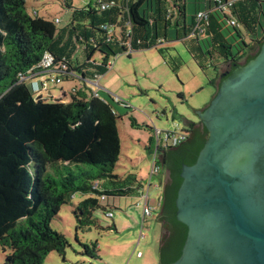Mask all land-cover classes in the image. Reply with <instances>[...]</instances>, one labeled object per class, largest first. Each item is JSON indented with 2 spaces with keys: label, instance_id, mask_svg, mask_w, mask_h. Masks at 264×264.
<instances>
[{
  "label": "trees",
  "instance_id": "1",
  "mask_svg": "<svg viewBox=\"0 0 264 264\" xmlns=\"http://www.w3.org/2000/svg\"><path fill=\"white\" fill-rule=\"evenodd\" d=\"M67 1V0H65ZM229 0H194V12H187V0H94L84 8H73L65 28L54 20L31 15L26 0H0V246L5 253L3 264H43L48 254L65 255L67 238L51 227L61 208L77 196L74 207L76 240L84 254L96 258L97 246L83 244L79 232L97 225L96 211L115 209L103 204L102 196L142 198L150 190L135 175L121 179L114 169L121 154L117 126L118 115L112 105L94 97L84 88L75 89L69 102L49 101L33 88V81L21 80L38 72L45 54L54 57V66L65 65L62 80L73 72L87 80L108 72L111 58L129 51H145L169 44L166 30L175 27L178 39L193 60L205 71L218 70L229 63L235 69L253 60L264 43V0L234 2L225 13L220 7ZM113 2V3H112ZM66 3V2H65ZM102 4L108 5L102 9ZM205 13V34L196 29V18ZM231 20L236 25L231 24ZM180 21L182 22L180 24ZM160 25L164 31H160ZM114 38L108 41V31ZM182 26V32L178 28ZM246 33L255 39L246 41ZM163 41V42H162ZM164 50L158 49L165 59ZM81 51L85 61L73 58ZM99 55L100 61L95 57ZM130 55V54H129ZM221 59L222 63H217ZM244 60L243 64L241 61ZM180 66L174 62L173 71ZM219 86L217 87L218 90ZM187 140L173 149H160L157 165L170 172L171 188L166 189L168 221L179 229L171 252L160 248V264L177 261L187 239L188 228L178 221L176 199L183 182L184 165L192 166L208 138L191 141L195 122L184 129ZM109 181L113 188H106ZM161 203V202H160Z\"/></svg>",
  "mask_w": 264,
  "mask_h": 264
},
{
  "label": "rangeland",
  "instance_id": "2",
  "mask_svg": "<svg viewBox=\"0 0 264 264\" xmlns=\"http://www.w3.org/2000/svg\"><path fill=\"white\" fill-rule=\"evenodd\" d=\"M93 1L27 0V10L31 15L37 11L39 17L45 19L57 18L61 22L57 24L58 28H65L72 15V9L67 8V5L84 8ZM188 3L192 8L189 14L192 15L194 0ZM252 39L255 37L246 33V41L251 42ZM168 45L171 46L170 50L163 51L165 59L161 58L156 49L121 53L111 58L112 69L109 68L99 78L100 96L110 102L118 115L121 154L114 174L121 179H126L129 174L135 175L140 182H146L145 186L149 183L155 162V131H174L175 124L180 130L187 129V122H197L196 111L207 106L217 92L214 86L217 81L214 68L209 67L203 71L185 45L176 41L175 36L169 37ZM76 58L84 62L86 57L81 52L73 58L74 65H77ZM95 59L100 61L99 55ZM174 62L180 66L176 72L172 70ZM229 65L224 63L219 66V76ZM75 83L79 85L80 79ZM72 85L68 81L51 84L41 95L49 101L69 102L74 89L65 96L61 91L62 87L67 89ZM166 179L164 170L153 177L149 190L153 214L145 219L142 216L143 198L109 197L103 201L104 205L110 204L116 208L113 210L115 216L108 218L105 212L96 211L94 218L97 225L90 231L78 234L81 243L97 246L96 258L85 255L84 248L76 240L77 222L73 211L83 199L81 195H77L72 203L61 208L51 223V227L63 234L69 242L65 255L51 252L43 264H159L158 253L152 247V231L160 212L159 198ZM104 183L106 188H113L109 181L101 182ZM157 183L160 188H155ZM4 261L5 253L0 246V264Z\"/></svg>",
  "mask_w": 264,
  "mask_h": 264
},
{
  "label": "water",
  "instance_id": "3",
  "mask_svg": "<svg viewBox=\"0 0 264 264\" xmlns=\"http://www.w3.org/2000/svg\"><path fill=\"white\" fill-rule=\"evenodd\" d=\"M231 69L197 115L209 135L196 163L182 168L177 219L188 234L171 264H264V43L220 83ZM161 233L157 216L159 264Z\"/></svg>",
  "mask_w": 264,
  "mask_h": 264
},
{
  "label": "built area",
  "instance_id": "4",
  "mask_svg": "<svg viewBox=\"0 0 264 264\" xmlns=\"http://www.w3.org/2000/svg\"><path fill=\"white\" fill-rule=\"evenodd\" d=\"M220 2V0H216ZM113 3V2H112ZM234 1L229 0L227 4L221 6L220 8L225 12H229V7L233 5ZM108 5L102 4V9H106ZM33 14H36V11L33 12ZM207 19V16L205 13L201 12L197 15L196 18V29L201 34H205V26H203V22ZM232 25H236V22L234 20H231ZM104 30L108 31V41H111L114 38V30L110 26H103ZM163 42V41H162ZM131 52V51H129ZM128 52V53H129ZM55 59L50 54H45L44 58L42 59L41 63L39 64V71L36 73H32L29 77H23L21 80H29L33 81V88L38 93L41 94V92L44 90H48L49 86L51 84H61L62 83V75L66 74L68 69L65 65H62L61 63L57 66H54ZM111 63V62H110ZM108 65V69L112 68V65ZM52 74V76H49L48 78L46 76H43L45 74ZM73 77L80 78L79 76L75 75L73 72H69ZM101 76L97 75L95 79L90 83V93L94 97H100L99 95V78ZM75 89L73 90V92ZM155 137H156V150H155V162L152 167L151 171V177L149 180V184L152 182L154 176H158L161 171V167L157 165V161L159 159V150L160 149H168L172 147H177L181 143L187 140V134L185 133L184 129L180 130L178 125L175 124L174 131H155ZM143 201H144V208H143V219L152 216L153 214V207L150 205V195H149V189H147V192L143 195ZM102 201H106V196L101 197ZM161 202V199H160ZM106 216L108 218H113L114 213L112 211L107 212ZM144 236H141L143 238ZM140 255V254H139Z\"/></svg>",
  "mask_w": 264,
  "mask_h": 264
},
{
  "label": "flooded vegetation",
  "instance_id": "5",
  "mask_svg": "<svg viewBox=\"0 0 264 264\" xmlns=\"http://www.w3.org/2000/svg\"><path fill=\"white\" fill-rule=\"evenodd\" d=\"M229 73V71L227 73H225L222 77H225L227 74ZM221 77V78H222ZM220 85V83H219ZM208 106V105H207ZM207 106H205L202 110H204ZM208 131L205 127V125L203 123H201L199 121V119L197 118V122H195V131H193L192 135H191V141L195 140L198 136H202V138H207L208 136ZM174 147L170 148L173 149ZM166 175H167V179L165 181L164 184H162V194L164 195V192L166 189L171 188V178H170V172L169 171H165ZM166 201L165 199L160 203V212L158 214V217H162L165 215V217L167 216V208H166ZM161 229H162V233H161V238H160V248L162 247L164 251L166 252H171L172 249V243L174 242V239L177 238L179 236V229L178 227H176L175 225H171L168 221L163 220L162 224H160ZM160 248H159V252H160Z\"/></svg>",
  "mask_w": 264,
  "mask_h": 264
},
{
  "label": "crops",
  "instance_id": "6",
  "mask_svg": "<svg viewBox=\"0 0 264 264\" xmlns=\"http://www.w3.org/2000/svg\"><path fill=\"white\" fill-rule=\"evenodd\" d=\"M190 0H187V2H189ZM232 1H234V2H236V3H238V2H240L241 0H232ZM26 2H27V0H26ZM187 12L188 13H190V11L192 10V8L189 6V3H188V5H187ZM32 11H34V10H32ZM70 19H71V17H70ZM69 19V20H70ZM56 20H58L57 18H56ZM59 21V23H61L60 22V20H58ZM182 22L180 21V24H181ZM182 25V24H181ZM178 30L180 31V32H182V26H180L179 28H178ZM160 31L162 32V31H164L163 30V26L162 25H160ZM166 33H167V35H168V39H169V37H171V36H175L176 37V39H178L179 37H178V34H176V31H175V27H171V28H169V29H167L166 30ZM177 42H182V44H184L185 45V43L186 42H184V41H182V40H176ZM167 44V43H166ZM166 44H164V45H162V46H159L158 48H155L157 51H158V49H165V48H167L168 50H170V47L171 46H169L168 44L166 45ZM165 46V47H164ZM162 47V48H161ZM155 49H150V50H145V51H152V50H155ZM137 52H144V51H137ZM81 53V51H79L78 52V54H80ZM160 55V54H159ZM161 56V55H160ZM129 57H131V55H129ZM162 58V57H161ZM97 61V60H96ZM218 62L217 63H222L221 62V59H218L217 60ZM111 62V61H110ZM223 64V63H222ZM221 65V64H220ZM73 67L74 68H77L78 66H76V65H74V63H73ZM112 69V68H111ZM93 73H95V71L94 70H92V69H89L88 70V73H87V80H83V79H81V78H78V79H80V83H79V85L77 84L76 85V83L75 82H77L78 81V79H75V78H77V77H75V78H69V80H67L68 82H70V83H73V85L72 86H70L69 88H67V89H65V88H63L62 87V91H61V93L63 92V95L65 96V95H68L70 92H71V90L72 89H76V88H78V89H80V88H84V87H82L83 85L85 86L86 85V87L89 89V90H87V93L88 94H91L90 93V88H89V85H90V83L94 80V78L92 77V75H93ZM216 74H217V76H216V78H215V80L216 79H218L219 78V70H217L216 71ZM105 75V74H104ZM104 75H102V76H104ZM43 76H46L47 78L49 77V76H52V74H49V73H47V74H45V75H43ZM214 80V81H215ZM213 84H214V82H213ZM217 89V88H216ZM100 95V94H99ZM101 97V96H100ZM102 98V97H101ZM106 100V99H105ZM202 110V109H201ZM201 110H198V111H196V115H198V112L199 111H201ZM193 122V121H192ZM189 124V122H187V125ZM158 179H159V177H158ZM144 184H146V182H143ZM148 187L146 186V188L145 189H147ZM155 188H160V185H159V183H157L156 185H155ZM116 199H120V198H116ZM122 199V198H121ZM160 199H161V196H160V198H159V205H160ZM115 203V202H114ZM114 203H113V205H114ZM143 208H144V205H143ZM116 209V208H115ZM114 213V212H113ZM115 216V215H114ZM142 216H143V211H142ZM115 226V225H114ZM116 227V226H115Z\"/></svg>",
  "mask_w": 264,
  "mask_h": 264
}]
</instances>
